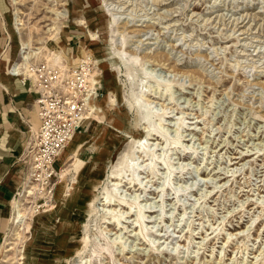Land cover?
Here are the masks:
<instances>
[{"label": "rangeland", "instance_id": "obj_1", "mask_svg": "<svg viewBox=\"0 0 264 264\" xmlns=\"http://www.w3.org/2000/svg\"><path fill=\"white\" fill-rule=\"evenodd\" d=\"M7 2L20 62L90 54L100 85L48 205L22 160L0 264H264V0Z\"/></svg>", "mask_w": 264, "mask_h": 264}, {"label": "built area", "instance_id": "obj_2", "mask_svg": "<svg viewBox=\"0 0 264 264\" xmlns=\"http://www.w3.org/2000/svg\"><path fill=\"white\" fill-rule=\"evenodd\" d=\"M63 61L30 63L27 68H19L16 62L10 70L21 80L28 79V90L36 96L38 123L35 127L28 124L22 160L28 162L27 186H34V193L45 201L43 206L48 205L55 187L54 162L71 136L90 119L89 101L96 98L100 85L92 56L85 54L74 64Z\"/></svg>", "mask_w": 264, "mask_h": 264}, {"label": "crops", "instance_id": "obj_3", "mask_svg": "<svg viewBox=\"0 0 264 264\" xmlns=\"http://www.w3.org/2000/svg\"><path fill=\"white\" fill-rule=\"evenodd\" d=\"M10 15L14 23L7 0H0V237L4 232L3 227L10 202L12 207L13 200H16L15 195L22 186L25 176V164L22 162V157L26 147L28 124L35 126L38 123L34 110L36 96L28 90L30 81L28 79L23 81L20 77L10 74L11 68L16 62L18 64L21 55V47L17 52L16 45L12 42ZM81 46L82 42H75L74 49L81 52ZM78 53L77 56H79ZM71 139L72 147L68 146V142L62 150L69 157L75 155L80 159V161L77 160V165L81 167L84 150L92 151L87 146L90 138L86 139L83 133H75ZM64 153L59 154L58 157L62 155L65 157ZM69 157L67 162L70 160ZM78 172L77 175H79ZM62 176L65 181V174L62 173L60 179ZM64 187L60 185V193ZM79 189L80 187L76 188L71 194V202L76 198ZM12 221L14 222V218L11 219V223Z\"/></svg>", "mask_w": 264, "mask_h": 264}, {"label": "bare ground", "instance_id": "obj_4", "mask_svg": "<svg viewBox=\"0 0 264 264\" xmlns=\"http://www.w3.org/2000/svg\"><path fill=\"white\" fill-rule=\"evenodd\" d=\"M26 45H28V44H26ZM32 51V50H31ZM37 54V53H36ZM51 55H52V58H49L48 60H47V62L48 61H51V62H54V63H60L61 62V59L58 57V56H53V54L51 53ZM89 56H91L90 54H88ZM32 56V54L30 55L29 53L28 54H26V55H24L23 56V58H22V60H21V62L19 61L18 63L20 64V67L19 68H27L28 66H30V63H29V60H31V57ZM93 101V99H91L90 101H89V105H90V110H92V113H93V109H92V104H91V102ZM74 135V134H73ZM73 135L71 136V138L73 137ZM71 138H70V140H71ZM70 140L68 141V142H70ZM83 167V166H82ZM61 176V175H60ZM60 178V177H59ZM62 179H63V176H62ZM64 185V181L62 182V184H61V186H63ZM74 186H75V184H74ZM73 186V188H75ZM33 189H34V186H26L25 187V189H24V192H25V195H27V196H30V195H33ZM73 189L71 190V192H70V195H68V197H69V200L71 199V194H73ZM159 193V192H158ZM13 204H15L14 206H17V208H19V205H17V203H16V200H13ZM18 211H17V216H16V214H14V216H15V222L16 223H18L19 224V226H21L22 225V223H23V213L20 211V208L19 209H17ZM21 212V213H20ZM140 217V216H139ZM138 217V218H139ZM19 219V220H18ZM22 219V220H21ZM114 219H116V217L114 218ZM140 219V218H139ZM140 224V223H139ZM142 232V231H141ZM16 235L17 236H21V234H20V232H17L16 233ZM3 244H6V241L4 240V242H3ZM7 250H10V249H7ZM6 250V251H7ZM23 259V258H22Z\"/></svg>", "mask_w": 264, "mask_h": 264}]
</instances>
